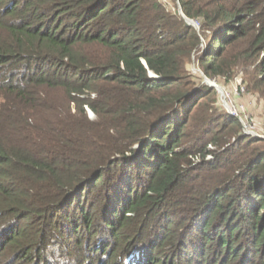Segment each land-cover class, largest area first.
<instances>
[{
	"label": "trees",
	"instance_id": "16d2710c",
	"mask_svg": "<svg viewBox=\"0 0 264 264\" xmlns=\"http://www.w3.org/2000/svg\"><path fill=\"white\" fill-rule=\"evenodd\" d=\"M171 2L0 0V264H264V0Z\"/></svg>",
	"mask_w": 264,
	"mask_h": 264
},
{
	"label": "rangeland",
	"instance_id": "374dc122",
	"mask_svg": "<svg viewBox=\"0 0 264 264\" xmlns=\"http://www.w3.org/2000/svg\"><path fill=\"white\" fill-rule=\"evenodd\" d=\"M164 2L168 3V5L173 8L174 5L171 2V0H164ZM194 24L198 27V24L193 21ZM189 68L193 72H198L199 69L197 67V64L193 63L189 66ZM208 78H205V82H207ZM208 81L214 83L215 85H218L221 90L217 89L220 95V101L222 105L226 108L228 112L233 110V107L236 106L239 108L240 118L243 120V123L245 124L244 128L247 134H259V128H258V121L256 117H259V112L255 110H251V103L250 100V94L247 91L246 87L243 85L242 78L237 77L230 83H222L220 81L214 80V79H208ZM89 115L90 117H94L93 112L89 109ZM259 130V131H258ZM263 133V131H260ZM261 134V133H260ZM210 158V156H209ZM84 243V242H83ZM78 246V245H77ZM82 245L79 246L81 248ZM78 248V249H79ZM16 264V263H15ZM20 264V263H19Z\"/></svg>",
	"mask_w": 264,
	"mask_h": 264
},
{
	"label": "water",
	"instance_id": "95a60500",
	"mask_svg": "<svg viewBox=\"0 0 264 264\" xmlns=\"http://www.w3.org/2000/svg\"><path fill=\"white\" fill-rule=\"evenodd\" d=\"M187 24H188V25H195L194 22H193V20H191V19H187ZM195 26H196V25H195ZM151 77H158V76L155 75V74H153V73H151ZM207 83L210 84L211 86H215L217 89L221 90L220 87H219L218 85H215L214 83L208 81V79H207Z\"/></svg>",
	"mask_w": 264,
	"mask_h": 264
},
{
	"label": "built area",
	"instance_id": "2783aa9c",
	"mask_svg": "<svg viewBox=\"0 0 264 264\" xmlns=\"http://www.w3.org/2000/svg\"><path fill=\"white\" fill-rule=\"evenodd\" d=\"M230 113L235 117H240L239 108L236 106L233 107V110H231Z\"/></svg>",
	"mask_w": 264,
	"mask_h": 264
}]
</instances>
